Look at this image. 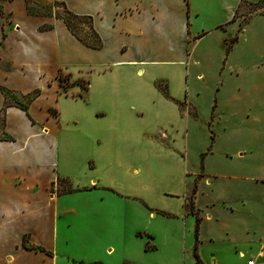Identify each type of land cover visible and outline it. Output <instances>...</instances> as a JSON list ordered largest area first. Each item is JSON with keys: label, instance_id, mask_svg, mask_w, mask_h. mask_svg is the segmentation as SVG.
<instances>
[{"label": "crops", "instance_id": "crops-1", "mask_svg": "<svg viewBox=\"0 0 264 264\" xmlns=\"http://www.w3.org/2000/svg\"><path fill=\"white\" fill-rule=\"evenodd\" d=\"M13 1H0L3 13L11 16L4 5ZM16 1L30 24L14 20L15 32L0 38V263L264 264V73L224 57L213 92H174L170 73L160 71L162 88L146 92L142 79L146 67L176 65L188 83L191 75L200 81L195 52L212 31L222 37L220 22L193 32L199 12L188 0ZM53 3L89 16L100 47L78 41ZM225 7L226 23L240 20V2ZM10 44L22 60L10 56ZM5 91L34 96L18 106ZM195 123L209 138L194 140ZM160 128L172 154L184 145L185 157H204L169 195L144 190L139 179L141 136ZM21 212L30 222L6 248Z\"/></svg>", "mask_w": 264, "mask_h": 264}, {"label": "rangeland", "instance_id": "rangeland-1", "mask_svg": "<svg viewBox=\"0 0 264 264\" xmlns=\"http://www.w3.org/2000/svg\"><path fill=\"white\" fill-rule=\"evenodd\" d=\"M229 1L230 0H188V2L191 3L192 9L199 12L198 15L191 18V30L193 32L196 29L200 30V28H206L207 26H211V24H216L215 22H220L219 28H223L221 30H226L220 39H218L219 34L216 31H212L211 34H207L200 42L199 47L195 52V59L201 62L200 65L203 78L199 81L194 79L193 75H191L192 77L188 83L185 77L186 73L184 72L182 75H179L176 65L153 67L152 70L155 73L148 72L149 67H146L142 77L146 92H148V89H152V87L158 88L159 86L158 89L162 88V84L156 81L161 79V77L157 76L159 73L156 71L165 73V76L167 73H170L168 81L166 79L165 81H167V89H171L174 92L182 94L187 90V87H189V91L191 92H195L196 90L202 92L203 89L205 91L213 92L217 87L215 85L213 86V82L215 80H219L221 76L219 73V61L221 62L224 57H227L234 64H242L244 70L247 67L250 68L251 66L250 70L253 74L257 71L259 73H264V0H235L237 3L240 2V12L236 13V16H241L240 20L235 19L233 22L226 23L228 22V19H226L227 7L225 6ZM8 7L12 9V18L8 13H3L0 3V38H3L7 33L15 32L17 28L14 20L25 27H28L30 24L25 16L22 15L21 9L18 7V2L16 0L4 5L5 10H7ZM26 7L28 8L29 5L26 4ZM53 8L55 14L59 17L60 15L66 16V10L59 3H53ZM28 10L36 13H46L49 11V8H33L30 6ZM207 14L210 19L207 18ZM66 20L77 34L85 39H90L88 26L83 24V20L75 19L69 16H66ZM232 36H236V39L233 40ZM6 43H9V40ZM230 43L231 47L226 50ZM187 53H190V49H188ZM9 54L15 61L22 60L17 48H15L12 44H10ZM183 67H185L184 64ZM191 70H193V66H191ZM248 74H250V72L245 75ZM29 76L30 77L27 80L31 77H33V79L36 77L34 74ZM60 77L64 78L60 83L61 85L69 83L66 76L60 75ZM77 82L84 87L82 85L84 83L83 81ZM14 95L15 94H11L8 91L4 92L6 100L11 103L15 102L13 104H17L18 106H24L28 101L27 99L29 95L22 97L15 95L18 97V100H15ZM203 108H206V104L203 105ZM205 112L206 116H209L211 112L210 107H207ZM145 128L146 127H144V129ZM207 133L208 131L206 125L197 126L196 123L194 124L193 138L195 141L200 142L201 140L209 138ZM1 135L2 134L0 132V136ZM141 137V139H143L141 144L144 148L145 157L139 179L141 180L140 185L144 188V190L155 188V190H157V192L161 195H169L171 194L170 192L175 191L178 192V188L181 189L184 185L185 174L188 173L186 175V182L188 183L191 181L190 172L195 169L199 170L200 166L204 163V157H190V155L189 157H185L184 145H182L181 152L178 153L179 157L172 154L169 148L165 147H169L170 142L168 139L170 140L171 138L166 128H160L158 131H155L154 129L152 131L145 130V134ZM182 142L184 143V137L182 138ZM115 180L117 179H113L114 182ZM60 184V180H56L57 188H60ZM127 185H129V187L132 185L130 179L127 181ZM25 215L26 214L24 212H21L19 215L16 214L14 216L16 222L14 225L11 224L9 226L11 232L9 235L10 238L6 239V248H12V243L16 239V233L20 228H22V223L24 224L26 221L30 222V219Z\"/></svg>", "mask_w": 264, "mask_h": 264}, {"label": "trees", "instance_id": "trees-1", "mask_svg": "<svg viewBox=\"0 0 264 264\" xmlns=\"http://www.w3.org/2000/svg\"><path fill=\"white\" fill-rule=\"evenodd\" d=\"M2 1V0H0ZM66 16L69 17H73L75 19H79V20H83V24H85L86 26H88V30H89V35H90V39H85L84 37L80 36L79 34H77L69 25L68 21L66 20V16L64 15H60V18L62 19L64 25L66 26V28L70 31V33L78 40L80 41L82 44H84L87 47L90 48H99L101 45L100 39L99 37L96 35V33L92 30L91 25H90V17L89 16H77V15H73L71 14L69 11H65ZM57 77V81L58 83H61V81L64 79L62 77H60V75H56ZM34 96V94L30 95L28 97V100L31 99ZM194 193V184L193 186L190 188V190L188 191V195H187V199H186V207L191 208V196ZM197 223H198V218H195V223L193 226V237L194 240H196V233H197ZM192 255L193 258L198 261L196 253H195V246L193 247V251H192Z\"/></svg>", "mask_w": 264, "mask_h": 264}, {"label": "built area", "instance_id": "built-area-1", "mask_svg": "<svg viewBox=\"0 0 264 264\" xmlns=\"http://www.w3.org/2000/svg\"><path fill=\"white\" fill-rule=\"evenodd\" d=\"M241 264H256L253 258H247L243 263Z\"/></svg>", "mask_w": 264, "mask_h": 264}]
</instances>
